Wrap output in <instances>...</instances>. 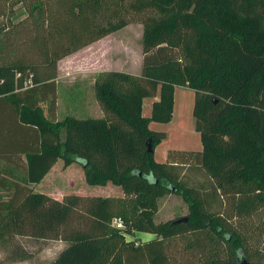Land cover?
<instances>
[{
  "label": "trees",
  "instance_id": "obj_1",
  "mask_svg": "<svg viewBox=\"0 0 264 264\" xmlns=\"http://www.w3.org/2000/svg\"><path fill=\"white\" fill-rule=\"evenodd\" d=\"M18 1L27 17L0 34V246L17 236L62 240L49 264H237L240 253L249 260L231 220L246 217L248 231L264 210V0ZM131 11L143 25L140 74L99 71L93 87L103 116L58 120V61L128 24ZM13 14L10 7L9 20ZM176 86L193 90L201 149L169 150L162 163L154 148L166 133L149 124L171 120ZM157 94L143 116V98ZM58 159L79 164L88 185L110 183L122 194L56 199L33 191L28 185ZM7 164L22 167L25 182L10 181ZM189 167L210 180L226 210L208 209L183 178ZM167 194L187 204V221L155 220ZM134 232L155 237L125 238ZM20 247L9 258L31 257Z\"/></svg>",
  "mask_w": 264,
  "mask_h": 264
},
{
  "label": "rangeland",
  "instance_id": "obj_2",
  "mask_svg": "<svg viewBox=\"0 0 264 264\" xmlns=\"http://www.w3.org/2000/svg\"><path fill=\"white\" fill-rule=\"evenodd\" d=\"M131 0H124L121 3L122 7H126V4ZM1 3L4 4L3 15L0 16V34L3 33L2 29L4 26L8 25V21L11 22H19L24 20L27 17V12L25 10V1L18 0H3ZM12 8L14 14L11 17V20L8 19L9 9ZM135 13L128 12L127 20L128 24L124 25L120 29L115 32L107 35L104 39L95 45L93 51L95 54L94 57H97L96 63H103L102 67L107 68H120L123 66L128 68L129 70H134L138 67V61L140 56H142V46H141V38L143 32V25L138 16L134 17ZM90 52V51H89ZM89 52H84L81 54L82 57L85 58ZM85 60V59H82ZM77 61L72 62L71 64H75ZM68 105L61 104L58 107V116L60 118L64 117L65 109ZM76 110L79 112H84L85 114H89L87 105H73ZM79 107V108H78ZM88 112V113H87ZM78 117H84L85 115H77ZM88 117V116H86ZM84 117V118H86ZM62 133V132H61ZM20 176V173L17 174ZM184 180L188 185H191L193 188H196L202 197L207 198L209 201L208 209L211 211H224L227 206L225 203L221 202V198L219 195H214L211 193V182L210 180L202 173L201 170L195 167H189L183 176ZM41 189L45 191H50L55 193L57 197H60L68 194L77 192L79 190H87L91 195H100L101 190L103 189L101 186L87 185L84 178V171L82 167L77 163H71L68 166L64 165L62 159H59L55 167L49 171L46 179L41 184ZM119 192L121 189L117 187ZM188 214L187 204L182 200L179 195L176 194H167L162 196L158 201V210L155 215L156 221H167L177 217L186 216ZM235 214L232 218V223L236 230L242 231L245 234V240L243 242V247L245 248L249 261L252 264H264V232H261L260 229L264 227V210H257L250 218L251 226L246 231V226H242L241 220L246 218ZM246 221H248L246 219ZM249 222V221H248ZM153 235V234H152ZM155 236H150L146 234H141L140 232H134L133 235H125L127 240H133V238H137L139 242H146L153 239ZM48 243L47 249L42 253L41 263L47 264L50 261V258L56 252V246L54 243ZM173 242L170 243V246L173 248ZM180 241L175 240L176 249L173 250L174 255L176 256V261H182V257L180 255ZM60 245V244H59ZM64 245V242H63ZM47 246V245H46ZM229 253V249L226 251ZM4 256V254H3ZM31 263H33L31 261Z\"/></svg>",
  "mask_w": 264,
  "mask_h": 264
},
{
  "label": "crops",
  "instance_id": "obj_3",
  "mask_svg": "<svg viewBox=\"0 0 264 264\" xmlns=\"http://www.w3.org/2000/svg\"><path fill=\"white\" fill-rule=\"evenodd\" d=\"M104 38L93 42L92 44L68 55L58 61V71H57V112L58 107L60 105L66 104L68 105L64 112V117L66 116H74L77 118L88 117H101L103 116V111L96 100L94 93V78L99 71L102 70H119L124 71L133 75H138L141 72V63L142 56L139 58L138 67L134 70H129L123 66L120 68H107L102 67L103 63H96L97 57H94L95 54L93 48L96 44L101 42ZM90 51V52H89ZM84 52H89L85 58L82 57L81 54ZM80 56V57H79ZM85 59V60H82ZM77 61L74 65L72 62ZM159 99V95L157 94L154 97H146L142 100L141 113L145 117H150L151 108L154 101ZM194 102V93L193 90L183 86H176L174 89V100H173V112L172 118L167 123L161 122H150L149 126L153 130L164 131L166 133V138L157 144L154 148V158L158 162H165L167 153L169 150H199L201 149V142L199 138L198 132H196L194 128V117L192 115V108ZM79 104L80 106L87 105L89 114H85L84 112H79L76 110L73 105ZM79 108V107H78ZM87 112V113H88ZM57 115V119L61 120ZM77 115H85L84 117ZM22 160L25 161L22 156ZM59 160V159H58ZM57 160V161H58ZM56 161V162H57ZM56 164V163H55ZM55 164L51 167L52 170L55 167ZM5 166L3 161H0V167ZM7 170L9 171V180L14 182H25V171L22 167L15 166L14 164H7ZM18 167V168H17ZM49 170V171H50ZM47 172V174L49 173ZM20 173V176L17 174ZM47 174L42 178V180L35 184L28 185L32 188L33 191L45 193L53 198L61 199L63 196L57 197L53 192L45 191L41 189V184L46 179ZM88 185V184H87ZM97 186V185H94ZM100 186V185H98ZM103 189L100 191L101 196H118L122 194V190L119 192L118 186L113 184H106L101 186ZM120 188V187H119ZM121 189V188H120ZM73 193L82 194V195H91L87 190H79ZM141 234H146L153 236L150 233L140 232ZM13 242L5 243V245L0 246V264H45L41 263L42 253L47 249L48 243L52 242L56 246V252L50 258V261L55 257V255L59 252V250L63 247L62 240H49V239H39V238H31L27 236H17L14 237ZM17 241L20 246L31 252V257L25 260H12L9 258L10 250L13 247V244L17 246ZM60 244V245H59ZM47 245V246H46ZM20 247V248H21ZM4 254V256H3ZM43 260V258H42ZM31 261L33 263H31Z\"/></svg>",
  "mask_w": 264,
  "mask_h": 264
},
{
  "label": "water",
  "instance_id": "obj_4",
  "mask_svg": "<svg viewBox=\"0 0 264 264\" xmlns=\"http://www.w3.org/2000/svg\"><path fill=\"white\" fill-rule=\"evenodd\" d=\"M146 144H147L148 151H150L151 150V143H150V141L148 140ZM187 219H188L187 216L179 217V218L175 219L173 221V223L185 222V221H187ZM236 262H237V264H252L251 262H249V260L246 258V256L243 253H240L237 256Z\"/></svg>",
  "mask_w": 264,
  "mask_h": 264
},
{
  "label": "built area",
  "instance_id": "obj_5",
  "mask_svg": "<svg viewBox=\"0 0 264 264\" xmlns=\"http://www.w3.org/2000/svg\"><path fill=\"white\" fill-rule=\"evenodd\" d=\"M115 222H116V224H117L119 227L122 226L121 222H119V221H115Z\"/></svg>",
  "mask_w": 264,
  "mask_h": 264
}]
</instances>
